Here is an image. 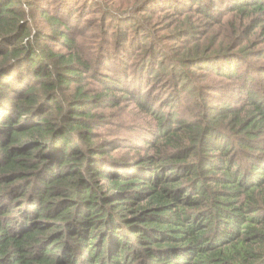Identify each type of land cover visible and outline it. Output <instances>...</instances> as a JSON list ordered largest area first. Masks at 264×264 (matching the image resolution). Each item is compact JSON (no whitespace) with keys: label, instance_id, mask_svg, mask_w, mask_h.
Instances as JSON below:
<instances>
[{"label":"trees","instance_id":"16d2710c","mask_svg":"<svg viewBox=\"0 0 264 264\" xmlns=\"http://www.w3.org/2000/svg\"><path fill=\"white\" fill-rule=\"evenodd\" d=\"M101 1L0 0V264H264V65L248 62L264 0H231L213 54L194 40L216 15L206 0ZM160 31L178 65H151ZM234 45L238 65L202 66L242 78L241 102L227 89L228 104L184 108L205 96L195 64ZM163 75L166 114L145 90Z\"/></svg>","mask_w":264,"mask_h":264},{"label":"rangeland","instance_id":"374dc122","mask_svg":"<svg viewBox=\"0 0 264 264\" xmlns=\"http://www.w3.org/2000/svg\"><path fill=\"white\" fill-rule=\"evenodd\" d=\"M94 1L95 0H90V5L93 8V11H97L98 6H94ZM102 1H109V0H102ZM101 1V2H102ZM187 1V0H184ZM46 2V0H43V3ZM170 2V0H154L150 5H147L144 7L143 12H148L151 9H158L157 7H162V8H167L168 3ZM82 2H80L81 4ZM233 2L231 0H206V5L205 7H210V11L213 15H215L214 17H212L213 19H208L209 21H213L210 25H208V27H203V33L202 35L197 34L196 37L194 38V40H197L198 38L201 40L206 39L207 41L210 42L211 45H213L212 50L210 51L212 54L217 52V49L215 47V45H217V43H219L222 39H225L226 37H229L231 35V32L229 30L228 26H224L223 24H218L219 20L221 19V16L218 17L219 13H223L224 15H227L226 13L229 11V9L231 8ZM169 12L165 13V16L161 19V23H159V25L161 26H165V25H171L170 23H173V21L177 18V16H174L172 13L174 12L173 10H168ZM97 14H90L88 15V19H91V21H97L96 17ZM96 17V18H95ZM218 17V18H217ZM215 20V21H214ZM129 25L126 26V31L128 30ZM76 30L78 31V33H81L80 38H83L82 40V44H86V46H88L90 44L91 41V33L93 31L92 28H90V26L87 23L81 24L77 26ZM150 35V34H148ZM237 35H242V32L237 33ZM168 36V31L166 32H157V40L155 38H151V40H147V42H151L152 44H154V46L152 47L155 51L154 55H153V61L151 62L152 66H155L156 69H159L160 66H164V65H178V62L176 61H172L171 59L168 58H164V55H167L169 53H172L171 48H167L170 47L171 44L176 45V43L172 40L167 39ZM147 38H144L143 40H146ZM252 41H255L256 36L253 35L251 36ZM136 39H134L135 41ZM258 43L260 41V45H258L255 48H251L249 51V53H251V56H248V62L250 63L249 65H264V42H262L263 40H256ZM237 42L240 43V41L237 40ZM210 44H207V46H209ZM146 45V44H145ZM243 46H235L233 47V54L230 57H221V58H214L213 60H208L207 59H203L201 61H199L198 63H196L195 65H200V66H196L198 68H204L202 70L197 69L195 70V75H194V80L197 82H200V89H202L205 93V96L203 99L200 98L199 95H188L185 94V99H183V106L184 108L188 107L191 111L194 112H203L204 108L201 107V105L196 104V103H201V104H209V105H217L220 103L223 104H228L231 102L230 101H226L227 98L223 97L222 95L224 93L228 94L227 89H232L233 90V98L231 97L232 100L235 99H239L238 102H241L240 97L243 96L244 90H241L239 85L242 82V78H234V77H229L228 75H226L229 71L228 68L222 72L223 75H216L215 73L207 70L208 67H204L202 65H238V63H240L239 60V56L238 54L242 51ZM161 60V62H157ZM104 61H107V59H104ZM124 63H126L125 65H127V63H129L128 61L125 60L124 58ZM113 63H111L110 58H109V62L108 65H105V67L107 68L104 71H107V73L113 69L114 71H116V69L114 68ZM162 69V68H161ZM219 71V70H217ZM264 73V72H263ZM167 76L174 79L172 80L173 82L176 81V78L166 75V76H161L157 81H155V78L153 79V81L149 84H146V91H148V96H151L153 101L156 103V105H158V109L163 113L166 114L168 110H166V106L164 105V103L161 104V100L163 101H168L171 96V92L173 91L172 86H167L166 83H163V81L165 79H167ZM196 76V78H195ZM260 77L254 76L251 80H250V84L253 86V88L256 89H260L261 88V83L262 80L259 79ZM202 87V88H201ZM211 95H217L218 97H220L218 100L217 99H213V98H209ZM165 97H168V100H165ZM242 98V97H241ZM126 110L125 112L127 113V111H130V116L133 117V119L135 120V118L139 115V113L135 110H130V106L126 103L125 106ZM183 108V109H184ZM181 110V108H180ZM128 114V113H127ZM161 117L159 115H156L155 117H153L152 119L150 118H145V121L142 122L141 124H136L138 126H150V127H154V129L158 128V121H160ZM162 128V127H161ZM141 134V133H140ZM142 145H144V142H142Z\"/></svg>","mask_w":264,"mask_h":264}]
</instances>
